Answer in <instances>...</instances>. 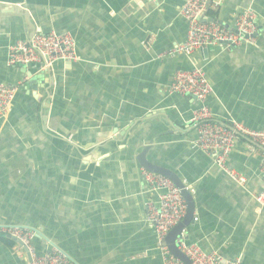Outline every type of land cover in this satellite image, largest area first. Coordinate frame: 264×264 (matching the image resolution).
Wrapping results in <instances>:
<instances>
[{
    "label": "crops",
    "instance_id": "obj_1",
    "mask_svg": "<svg viewBox=\"0 0 264 264\" xmlns=\"http://www.w3.org/2000/svg\"><path fill=\"white\" fill-rule=\"evenodd\" d=\"M186 0H0V83L26 77L0 120V228L27 226L76 264H164L146 204L158 192L140 154L175 173L194 198L189 243L242 264H264L263 149L240 139L225 165L195 145L198 102L168 94L178 69L204 68L215 119L264 127V0H225L209 17L232 24L252 8L254 45L169 52L187 39ZM69 31L79 59L45 71L9 65L8 49L34 31ZM236 169L247 182L232 179ZM48 239V240H46ZM0 264H28L21 243L0 236Z\"/></svg>",
    "mask_w": 264,
    "mask_h": 264
},
{
    "label": "built area",
    "instance_id": "obj_2",
    "mask_svg": "<svg viewBox=\"0 0 264 264\" xmlns=\"http://www.w3.org/2000/svg\"><path fill=\"white\" fill-rule=\"evenodd\" d=\"M224 2L225 0H186L179 14L188 24L187 39L173 47L169 54L191 55L196 50L215 45L224 48L254 45L258 35V16L252 8L239 12L232 24L209 17L208 12H217ZM78 59L76 39L69 31L44 32L37 29L28 39L17 41L8 49L9 65H39L37 68L40 71L51 69L58 61L71 63ZM27 80L28 77L17 85L0 83V120L7 118L20 87ZM167 92L192 97L198 102V107L193 110L189 119L197 130L195 145L198 149L215 155L216 166L225 165L229 155L236 150L238 141L243 138L263 149L260 169L264 176V127L255 129L237 120L230 123L216 120L208 104L214 87L204 68L178 69ZM225 171L237 183L246 184L247 178L236 169L225 168ZM142 175L150 187L158 192L157 200L146 204V219L155 229L164 264H185L165 244L169 232L187 213V202L181 189L170 178L146 168L142 169ZM254 197L257 209L261 211L264 207V189ZM0 232L21 241L28 255V264H76L56 244L48 242L49 248L40 252L34 239L41 236L27 226L1 227ZM176 243L192 264H242L241 257L227 258L217 251H206L198 244L189 243L183 233Z\"/></svg>",
    "mask_w": 264,
    "mask_h": 264
},
{
    "label": "water",
    "instance_id": "obj_3",
    "mask_svg": "<svg viewBox=\"0 0 264 264\" xmlns=\"http://www.w3.org/2000/svg\"><path fill=\"white\" fill-rule=\"evenodd\" d=\"M23 66H25V65H23ZM34 66L39 67V65H34ZM146 150H147V147H146L145 151H143L142 154H140V157H139L141 165L143 166V168H146L150 171L162 174V175L170 178L175 183V185L181 189V193L187 202V213H186L184 219L169 232V234L167 235V237L165 239V244L168 246L169 250L171 251V253L175 257L181 259L185 264H192L191 260L178 249L176 240L181 235V233L185 230V228L189 224V222L192 221L194 218V210H195L194 198H193L190 190L187 188V186L183 183V181L181 179H179V177L175 173H173L167 169L157 167V166L153 165L152 163H150L145 157L146 156ZM38 235L40 236L39 233H38ZM0 236H6V237L13 238L10 235H7L6 233H3V232H0ZM13 239L18 241L19 243H21V241L17 240L16 238H13ZM46 240H48V239H46ZM47 242L52 243L50 240H48ZM52 244H54V243H52ZM29 260H30V258H29Z\"/></svg>",
    "mask_w": 264,
    "mask_h": 264
},
{
    "label": "trees",
    "instance_id": "obj_4",
    "mask_svg": "<svg viewBox=\"0 0 264 264\" xmlns=\"http://www.w3.org/2000/svg\"><path fill=\"white\" fill-rule=\"evenodd\" d=\"M209 13H213V12H209ZM209 13H208V14H209ZM209 15H211V14H209ZM211 16H212V15H211Z\"/></svg>",
    "mask_w": 264,
    "mask_h": 264
}]
</instances>
